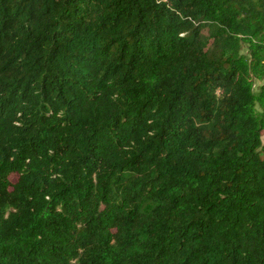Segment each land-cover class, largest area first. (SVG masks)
Masks as SVG:
<instances>
[{"label": "trees", "instance_id": "16d2710c", "mask_svg": "<svg viewBox=\"0 0 264 264\" xmlns=\"http://www.w3.org/2000/svg\"><path fill=\"white\" fill-rule=\"evenodd\" d=\"M263 133L264 0H0V264H264Z\"/></svg>", "mask_w": 264, "mask_h": 264}, {"label": "rangeland", "instance_id": "374dc122", "mask_svg": "<svg viewBox=\"0 0 264 264\" xmlns=\"http://www.w3.org/2000/svg\"><path fill=\"white\" fill-rule=\"evenodd\" d=\"M243 52L245 53L244 50H243ZM259 84H260L259 82H255V83H254V90H255V91H257V88H258ZM262 141H264V133H263V136H262Z\"/></svg>", "mask_w": 264, "mask_h": 264}]
</instances>
